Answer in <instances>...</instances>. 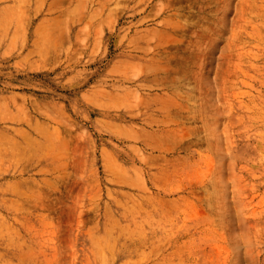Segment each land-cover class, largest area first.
<instances>
[{
  "label": "rangeland",
  "instance_id": "rangeland-1",
  "mask_svg": "<svg viewBox=\"0 0 264 264\" xmlns=\"http://www.w3.org/2000/svg\"><path fill=\"white\" fill-rule=\"evenodd\" d=\"M0 264H264V0H0Z\"/></svg>",
  "mask_w": 264,
  "mask_h": 264
}]
</instances>
